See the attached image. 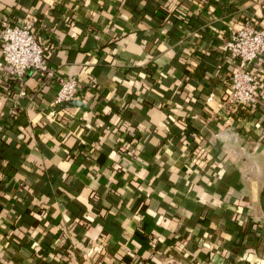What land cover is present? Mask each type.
<instances>
[{
	"label": "crops",
	"instance_id": "crops-1",
	"mask_svg": "<svg viewBox=\"0 0 264 264\" xmlns=\"http://www.w3.org/2000/svg\"><path fill=\"white\" fill-rule=\"evenodd\" d=\"M57 79L0 54V264L264 263V105L226 107L223 44L264 0H0ZM256 72L264 92V58Z\"/></svg>",
	"mask_w": 264,
	"mask_h": 264
},
{
	"label": "built area",
	"instance_id": "built-area-1",
	"mask_svg": "<svg viewBox=\"0 0 264 264\" xmlns=\"http://www.w3.org/2000/svg\"><path fill=\"white\" fill-rule=\"evenodd\" d=\"M32 21L12 24L4 20L0 24V54L8 67L10 79L18 87V96H25L24 79L34 73L42 83L57 79L59 87L54 96L55 104L73 99L79 82L59 77L56 70L45 60V49L39 43ZM224 59L232 65L228 78L229 91L223 101L226 107L242 106L253 108L263 103L261 77L256 72L261 58H264V24L257 26L251 20L245 21L223 44ZM264 264V263H259Z\"/></svg>",
	"mask_w": 264,
	"mask_h": 264
},
{
	"label": "water",
	"instance_id": "water-1",
	"mask_svg": "<svg viewBox=\"0 0 264 264\" xmlns=\"http://www.w3.org/2000/svg\"><path fill=\"white\" fill-rule=\"evenodd\" d=\"M74 103H75V100L70 99V100L63 102L62 105L63 107H67V106H72Z\"/></svg>",
	"mask_w": 264,
	"mask_h": 264
}]
</instances>
